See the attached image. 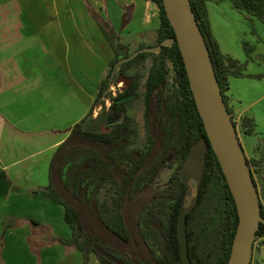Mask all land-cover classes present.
<instances>
[{"label": "trees", "instance_id": "trees-1", "mask_svg": "<svg viewBox=\"0 0 264 264\" xmlns=\"http://www.w3.org/2000/svg\"><path fill=\"white\" fill-rule=\"evenodd\" d=\"M83 1L108 41L113 57L100 81L93 107L57 148L50 165L49 184L33 191L44 192L64 206L65 219L72 231L70 238L54 236L50 227L39 220H27L33 228L29 243L38 257L37 264L42 248L54 244L73 246L81 251L82 264H89L92 254L102 264H184L178 219L188 184L179 172L191 147L201 139H205L208 146L207 162L197 200L185 221L189 257L193 264H227L239 222L238 210L208 139L177 41L162 46L159 52L144 51L124 60L133 52L122 41L121 32L89 0ZM151 1L160 10L157 41L149 46L142 44L139 49L161 45L167 38L175 37L163 0ZM229 1L252 25L255 19L264 23V0ZM191 3L209 47L224 99L233 115L227 95L230 76L262 75L245 74L247 62L241 63L222 52L212 29L207 0H191ZM129 21L125 15L121 31ZM150 57L152 64L145 75L141 66ZM170 64L173 82L170 81ZM144 78L145 91L141 94ZM120 83L122 87H117L114 94L112 86ZM141 97L148 133L144 149L131 147L137 131L129 113L130 105ZM97 109L99 112L95 116ZM253 122L247 117L242 119L248 135L254 134ZM248 162L252 167L260 163L250 159ZM167 164L175 166V171L163 186L159 179ZM257 171L258 168L252 169L258 187ZM7 178V172L0 170V181ZM105 187H111V192L101 199L99 195ZM261 205L264 216L262 201ZM22 222L5 220L0 248L7 230ZM259 237H264L263 223L257 232Z\"/></svg>", "mask_w": 264, "mask_h": 264}, {"label": "crops", "instance_id": "crops-1", "mask_svg": "<svg viewBox=\"0 0 264 264\" xmlns=\"http://www.w3.org/2000/svg\"><path fill=\"white\" fill-rule=\"evenodd\" d=\"M34 1L25 0L21 11L7 17L0 12V170L8 174L0 181V238L5 220L23 221L7 230L0 264L38 263L29 243L33 233L29 219L50 227L54 236L71 237L64 206L44 192L33 191L49 184L57 148L93 107L113 57L99 25L83 8V0H46L60 2L54 14L43 11L41 0ZM89 1L112 21L130 48L132 42L139 49L142 44L149 46L157 41L160 10L153 1ZM224 6L226 0H207L221 50L236 58L229 33L220 28L222 13L226 14ZM125 15L130 21L121 31ZM5 18L8 22L3 25ZM230 90L227 95L233 114L253 119L255 128V118L235 107ZM83 260L82 252L75 247L54 244L42 248L39 264H82ZM89 264L102 263L92 254Z\"/></svg>", "mask_w": 264, "mask_h": 264}, {"label": "water", "instance_id": "water-1", "mask_svg": "<svg viewBox=\"0 0 264 264\" xmlns=\"http://www.w3.org/2000/svg\"><path fill=\"white\" fill-rule=\"evenodd\" d=\"M163 4L175 37L167 38L161 45L136 50L124 60H130L144 51L159 52L162 46H170L177 41L208 139L227 178L238 210L239 222L227 264H251L257 232L261 224H264L260 192L252 173L257 165L252 167L248 162L191 0H163ZM207 151L205 139L191 147L181 168L184 181L187 177L200 176L201 179L207 162ZM190 192L191 188L188 187L187 194ZM190 209L182 211L178 219L184 264H193L185 236V221Z\"/></svg>", "mask_w": 264, "mask_h": 264}, {"label": "rangeland", "instance_id": "rangeland-1", "mask_svg": "<svg viewBox=\"0 0 264 264\" xmlns=\"http://www.w3.org/2000/svg\"><path fill=\"white\" fill-rule=\"evenodd\" d=\"M41 2L40 3L43 5V11L46 10V12L51 11V13H55V10L60 7L59 1L52 2L41 0ZM226 2L227 6H224L226 14L222 13L220 28L223 32L225 31L229 33L228 41L236 59L241 63L247 62V67L244 72L247 74L262 75L261 77H233L232 83L230 84V94H232L234 98L235 107L237 109L243 110L247 112L248 115L255 118V130L257 133L255 135L252 134L250 137V135L245 133V129L242 126L243 116L240 117L236 112L232 115L237 122L238 135L242 144L245 145L248 159L260 161L259 165H257L259 171L255 173V177L258 183L261 201L264 205V23L255 19L254 25H252L243 13L233 8L229 0H226ZM40 3L37 4L38 7ZM81 3L83 8L86 9V5H84L82 1ZM24 4L25 0H0V12L3 13V16L7 17L11 13L13 15V12L21 11ZM33 4H35L34 0ZM96 9L99 11L98 8ZM218 16L220 15L218 14ZM10 19L13 20V16ZM7 22L8 20L5 18L3 25L7 24ZM130 44L132 45V52L137 50L138 47L133 46V44L136 45L135 42ZM249 49H251V51L248 53L247 50ZM151 64L152 59L150 57L141 66L145 75H147ZM170 68V81L173 82L174 72L171 64ZM144 81L145 78L140 88L141 94L145 91ZM117 87L118 86H115L116 90ZM98 112L99 109L95 110L94 115L98 114ZM129 113L135 120V128L137 131L131 147L144 149L148 143V133L145 120V104L142 97L130 105ZM174 171L175 166L172 167L170 164H167L161 173L159 179L160 185L166 186ZM179 175L182 176L181 171L179 172ZM199 180L200 176L186 178V182L188 187L191 188V192L186 195L183 211L190 209L194 205L198 192ZM110 188L111 187L103 188L99 195L101 199L110 195ZM257 239L258 238H256V240ZM263 244L264 238L259 237L257 244L255 242L254 245L253 264H264V251L261 248Z\"/></svg>", "mask_w": 264, "mask_h": 264}, {"label": "built area", "instance_id": "built-area-1", "mask_svg": "<svg viewBox=\"0 0 264 264\" xmlns=\"http://www.w3.org/2000/svg\"><path fill=\"white\" fill-rule=\"evenodd\" d=\"M122 85H123V83H120L119 85H118V87H122ZM112 91L114 92V94L116 93V88H115V86H112ZM261 238H264V237H261ZM259 239V238H258ZM258 239L256 240V244H257V242H258ZM257 247V246H256ZM262 248V250L264 251V244H263V246L261 247Z\"/></svg>", "mask_w": 264, "mask_h": 264}]
</instances>
